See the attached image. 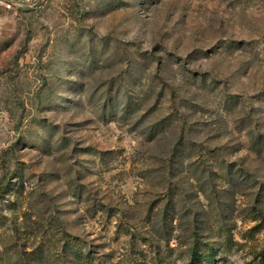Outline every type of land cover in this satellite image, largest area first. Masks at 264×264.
Segmentation results:
<instances>
[{"label":"rangeland","instance_id":"obj_1","mask_svg":"<svg viewBox=\"0 0 264 264\" xmlns=\"http://www.w3.org/2000/svg\"><path fill=\"white\" fill-rule=\"evenodd\" d=\"M0 264H264V0H0Z\"/></svg>","mask_w":264,"mask_h":264},{"label":"trees","instance_id":"obj_2","mask_svg":"<svg viewBox=\"0 0 264 264\" xmlns=\"http://www.w3.org/2000/svg\"><path fill=\"white\" fill-rule=\"evenodd\" d=\"M6 183H7V182H6ZM4 186H5V185H4ZM4 189H5V187H3V188L1 189V193L4 192ZM194 254H195L194 256L198 257L199 252H194Z\"/></svg>","mask_w":264,"mask_h":264}]
</instances>
